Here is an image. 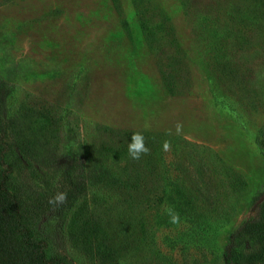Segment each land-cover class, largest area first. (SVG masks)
Listing matches in <instances>:
<instances>
[{"label": "rangeland", "instance_id": "374dc122", "mask_svg": "<svg viewBox=\"0 0 264 264\" xmlns=\"http://www.w3.org/2000/svg\"><path fill=\"white\" fill-rule=\"evenodd\" d=\"M0 80L15 88L0 122L12 105L38 116L17 112L5 135L15 180L54 194L72 151L94 187L84 212L45 221L71 264L255 249L242 230L264 220V0H0Z\"/></svg>", "mask_w": 264, "mask_h": 264}, {"label": "trees", "instance_id": "16d2710c", "mask_svg": "<svg viewBox=\"0 0 264 264\" xmlns=\"http://www.w3.org/2000/svg\"><path fill=\"white\" fill-rule=\"evenodd\" d=\"M14 94V86L0 80V110ZM8 111L5 121L0 122V264H71L51 242L45 221L56 211L84 212L95 201L94 187L84 174L81 157L72 151V163L62 166L61 180L54 194H32L24 182L16 181V161L11 160L15 144L4 140L5 135L14 127L12 118L17 117L16 114L25 118L38 116L13 105ZM258 145L264 150V139H258ZM167 171L162 168L165 193L166 188L174 193V179L168 177ZM58 191L67 192L68 200L54 209L48 201ZM242 231L254 239L255 249L243 251L232 242L225 249V262L257 264L264 261V220H250Z\"/></svg>", "mask_w": 264, "mask_h": 264}, {"label": "clouds", "instance_id": "9594fccd", "mask_svg": "<svg viewBox=\"0 0 264 264\" xmlns=\"http://www.w3.org/2000/svg\"><path fill=\"white\" fill-rule=\"evenodd\" d=\"M165 150L169 149V144L165 142ZM150 152V149L146 146L145 137L142 133L136 132L131 136V142L128 144V153L133 159H140L142 155H146ZM68 193L65 191H58L55 196L51 197L48 201L50 205L55 209L61 205L67 203ZM171 214V210H169ZM173 222H179V216L173 215Z\"/></svg>", "mask_w": 264, "mask_h": 264}, {"label": "water", "instance_id": "95a60500", "mask_svg": "<svg viewBox=\"0 0 264 264\" xmlns=\"http://www.w3.org/2000/svg\"><path fill=\"white\" fill-rule=\"evenodd\" d=\"M264 200V193L262 194V196L260 197V199L258 200V203L262 202Z\"/></svg>", "mask_w": 264, "mask_h": 264}]
</instances>
